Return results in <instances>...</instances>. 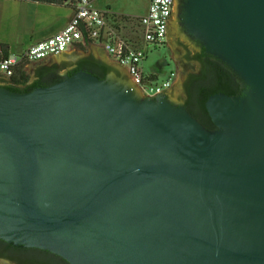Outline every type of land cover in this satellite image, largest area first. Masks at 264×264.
<instances>
[{
  "label": "water",
  "instance_id": "obj_1",
  "mask_svg": "<svg viewBox=\"0 0 264 264\" xmlns=\"http://www.w3.org/2000/svg\"><path fill=\"white\" fill-rule=\"evenodd\" d=\"M175 10L171 35L247 89L208 96L211 130L104 59L105 79L0 85L1 240L69 264H264V0Z\"/></svg>",
  "mask_w": 264,
  "mask_h": 264
},
{
  "label": "built area",
  "instance_id": "obj_2",
  "mask_svg": "<svg viewBox=\"0 0 264 264\" xmlns=\"http://www.w3.org/2000/svg\"><path fill=\"white\" fill-rule=\"evenodd\" d=\"M173 11V0H149L147 13L132 23L136 24L141 34V42L138 45V40L134 38L135 34L130 33V30L122 25L114 27L108 15L95 6L94 0H76L74 15L64 29L32 45L23 54L0 57V72L9 79L21 64L38 62L51 55H60L74 45L96 42L102 45L114 60L127 68L142 93L155 96L168 92L174 86L177 73L171 72L163 81H151L147 80V73L142 65L149 47L163 45L166 42Z\"/></svg>",
  "mask_w": 264,
  "mask_h": 264
},
{
  "label": "crops",
  "instance_id": "obj_3",
  "mask_svg": "<svg viewBox=\"0 0 264 264\" xmlns=\"http://www.w3.org/2000/svg\"><path fill=\"white\" fill-rule=\"evenodd\" d=\"M94 4L99 10L110 16L142 17L147 13L149 8V0L133 1L132 4L140 9L141 15H124L114 11L110 4H106L105 6L101 5L100 0H94ZM75 9L76 0L71 4L63 6L44 5L40 3H31L29 1L0 0V57H5L9 54H23L32 45L56 35L71 21ZM77 48L84 51L88 49V52L99 60L105 57L109 63L114 64L121 71H125L126 75L129 76L127 68L114 60L104 50L102 45L96 42L87 43L85 45H74L60 55H51L44 60L36 62L35 69L66 62L72 55L78 54V52H76ZM96 52L100 54L99 56H101V58L94 54ZM177 80L178 79L175 80L174 85ZM7 81L8 78L3 72H0V84H5Z\"/></svg>",
  "mask_w": 264,
  "mask_h": 264
},
{
  "label": "flooded vegetation",
  "instance_id": "obj_4",
  "mask_svg": "<svg viewBox=\"0 0 264 264\" xmlns=\"http://www.w3.org/2000/svg\"><path fill=\"white\" fill-rule=\"evenodd\" d=\"M176 6H177V0H175V6H174L172 18L174 16ZM172 18L169 23L168 35L164 45L167 51V59L173 61L176 64L177 76L181 73H185L186 69H188V65L194 63L193 70L187 72L186 78L183 82L182 88L185 95L183 105L188 110V112L192 116L197 118L201 123L203 121H207L213 124L205 109V103H204V109L198 103V96H197L198 88L200 86H205V87L209 86L210 84H213V82H216L218 79H220L222 76L217 74L218 72L217 69L219 67L224 68L230 74L232 80L231 83L236 87L241 88V95L247 89V86L237 77L235 73H233V71L228 66H226L224 63L214 58L212 55L208 54L205 51V48L200 43L195 42L192 39L187 40L188 42H191V44H193L192 49L189 46H187L184 42L177 41L176 43L178 45L177 47L181 48V50H178L177 53H175L171 46ZM99 62L101 61L96 59L92 54H90L89 56L79 58L76 61H73L71 64L63 62L61 64H56L54 66L38 67L34 69L32 74L34 80L32 83L29 84H33L39 79L42 80L43 83L47 84L58 79L63 80L68 76H72L71 74H74L81 70L94 71L99 68V64H98ZM11 81L12 78H9L8 81L5 83V85L6 86L10 85ZM165 93L168 94V92ZM1 246L2 243H0V248ZM24 248L26 249L25 252L31 254L32 256L38 255V258L51 257L49 259L51 260L55 259V255L52 254V256L48 257L47 256L48 254H46L45 251L43 252V250L40 249L35 250L36 248H26V247ZM4 259H8V258L0 256V260H4ZM56 260L58 264H64L63 262H61L59 258H56Z\"/></svg>",
  "mask_w": 264,
  "mask_h": 264
},
{
  "label": "trees",
  "instance_id": "obj_5",
  "mask_svg": "<svg viewBox=\"0 0 264 264\" xmlns=\"http://www.w3.org/2000/svg\"><path fill=\"white\" fill-rule=\"evenodd\" d=\"M12 1H29L31 3H40V4H46V5H54V6H63L71 4L74 0H12ZM108 15V14H107ZM110 23L114 27H119V25H122L126 27L127 30H130V33L135 34V40H138V45L141 42V34L139 33V28L136 26V24H132L131 26L127 17L124 16H110L108 15ZM134 23V21H133ZM132 28V29H131ZM91 43V42H88ZM87 44V43H86ZM165 45V43L163 44ZM84 47V46H81ZM150 48V47H149ZM8 56V55H7ZM5 56V57H7ZM99 68L94 71H88L95 75L96 77L100 79H105L108 73L111 71L110 67H108L106 64L99 62ZM168 65V61L164 60L163 62L156 63L154 67V74L153 73H147L146 78L147 80L151 81H159V74L164 70V66ZM26 64H21L19 67H17L14 71L12 78V81L10 82V85L6 86L9 90L13 92H22L27 93L31 92L34 89L38 87H49L51 85H54L62 80L58 79L50 83H43L42 80H37L33 84H29V75L26 72L25 68ZM218 66V65H216ZM218 68V67H215ZM217 74L222 76L220 79H218L216 82H213V84H210L209 86H200L197 90V96H198V103L201 105V107L204 109V103L209 95L215 94V93H226L228 95H241V88L236 87L231 82V76L230 74L222 67H219ZM78 71V70H77ZM73 75V74H71ZM203 125L211 130H215L216 127L211 124L210 122L203 121ZM0 243H2V246L0 248V256L8 258L10 261L15 262L16 264H58L56 258H59L61 262L64 264H69L66 260L62 259L60 256L55 255V259L51 260L49 256H52V253L45 251L46 254H48L47 257H40L38 258V255L32 256L31 254H28L25 252V248L22 246H15L14 244L7 243L0 239ZM34 250V249H33ZM38 250V249H35ZM44 252V251H43ZM54 255V254H53Z\"/></svg>",
  "mask_w": 264,
  "mask_h": 264
},
{
  "label": "rangeland",
  "instance_id": "obj_6",
  "mask_svg": "<svg viewBox=\"0 0 264 264\" xmlns=\"http://www.w3.org/2000/svg\"><path fill=\"white\" fill-rule=\"evenodd\" d=\"M133 1H137V0H100V3H101V5H104V6L106 4H110L112 6V8L114 9V11H116L117 13H120V14L141 15L140 9L136 5L132 4ZM175 17H176V10L174 12L172 22L174 20H176ZM139 18L140 17H136V16H127L128 22L130 24L128 26H131L133 21H135V19L137 21ZM171 38H172L171 46H172L175 53H177L178 50H181V48L177 47L178 46L176 44L177 41H182L187 46H189L191 49L193 48V44H191V42H188L185 39V37L182 36L180 33L175 35V36H171ZM76 52H78V54L72 55L70 57V59L66 60V63L71 64L73 61H76L79 58L85 57L86 55H88V56L90 55V52H88V49H87V51H84V50L77 48ZM79 52H80V54H79ZM94 54H96L97 57L101 58V56H99L100 54L98 52H96ZM103 58H104V60H107L105 57H103ZM164 60L168 61V65H165L164 70L161 72V74H159V78H160L159 80L163 81L170 75L171 72H173V71L177 72L176 64L173 61H170L167 59V51H166L164 45H158L155 47L148 48L147 57L144 60L143 65H142L143 70L146 73H152V71H154V67H155L156 63L163 62ZM193 66H194V63H191V65H188V69H186L185 73L187 74L188 71L193 70ZM35 67H36V62L31 63V64L29 63L28 65H26V71L30 77L29 83L33 82V80H34L32 74H33ZM120 73H121V75L125 76L129 80V83L132 86H136L133 79L131 78L130 74H129V76L126 75L125 71H121ZM186 74H183V73L179 74L177 77L178 80H177L176 84L173 86V88L170 91H168L167 96H168L169 100L176 105H183V103H184L185 95H184V92L182 89V87H183L182 81H183V76ZM0 85H5V84H0ZM135 88H136L135 89L136 92L139 95H142L140 88L137 86ZM5 261L10 262L11 264H16L15 262L10 261L8 259H5ZM0 264H4V263L0 262Z\"/></svg>",
  "mask_w": 264,
  "mask_h": 264
}]
</instances>
